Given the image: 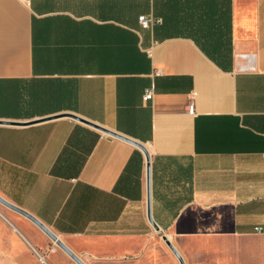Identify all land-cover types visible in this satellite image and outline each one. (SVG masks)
Here are the masks:
<instances>
[{
    "label": "crops",
    "instance_id": "obj_1",
    "mask_svg": "<svg viewBox=\"0 0 264 264\" xmlns=\"http://www.w3.org/2000/svg\"><path fill=\"white\" fill-rule=\"evenodd\" d=\"M62 113L150 160L39 120ZM0 120H38L0 123V195L88 264H180L164 234L187 264H264V0H0ZM6 207L10 255L47 246Z\"/></svg>",
    "mask_w": 264,
    "mask_h": 264
},
{
    "label": "rangeland",
    "instance_id": "obj_2",
    "mask_svg": "<svg viewBox=\"0 0 264 264\" xmlns=\"http://www.w3.org/2000/svg\"><path fill=\"white\" fill-rule=\"evenodd\" d=\"M4 209H7V207L0 202V211ZM158 239L163 244V238L159 236ZM53 246L57 248L55 250L59 251L53 252ZM23 249L24 247L21 241L10 233L8 226L4 223V219L0 215V264H53L51 262V257H53L58 264H78L51 239H48L47 246L41 250L37 249L34 254L28 255L25 258L10 255L11 253L19 252ZM199 259L200 264H207L206 255L203 254ZM151 263L163 264V249L153 254Z\"/></svg>",
    "mask_w": 264,
    "mask_h": 264
},
{
    "label": "water",
    "instance_id": "obj_3",
    "mask_svg": "<svg viewBox=\"0 0 264 264\" xmlns=\"http://www.w3.org/2000/svg\"><path fill=\"white\" fill-rule=\"evenodd\" d=\"M59 116H69L78 120H81L85 123L91 124L95 127H98L100 129H102L103 131L112 134L114 136H118L121 137L127 141H130L136 145H138L139 147H141L147 156V159L150 160V154L149 151L147 149V147L137 141L134 140L128 136H125L123 134H120L114 130H111L109 128H106L100 124H97L91 120H88L82 116H79L78 114L75 113H62V114H54L51 116H47L46 118H42L39 120H44V119H49V118H54V117H59ZM38 120H32V121H28V122H19V121H9V120H0V123H11V124H25V123H31V122H35ZM147 182H148V217L149 220L151 221V223L153 224V226L156 229H160L159 225L155 222V220L152 217L151 214V168H150V164H148V168H147ZM0 202L3 203L4 205L17 210L23 214H25L27 217H29L31 220H33L40 228H42L48 235L49 237L61 248L63 249L75 262H77L78 264H88L80 255H78L75 251H73L61 238H59L57 236V234H55L49 227H47L45 224H43L38 218H36L33 214H31L30 212L20 208L19 206L13 204L12 202L8 201L6 198H4L2 195H0ZM1 213V212H0ZM165 240V242L168 244V246L170 247V249L173 251V253L177 256L180 264H187L183 255L180 253V251L176 248V246L173 244V242L168 238L167 235H163L162 236ZM39 254V253H38ZM40 255V254H39ZM42 257V256H41Z\"/></svg>",
    "mask_w": 264,
    "mask_h": 264
},
{
    "label": "built area",
    "instance_id": "obj_4",
    "mask_svg": "<svg viewBox=\"0 0 264 264\" xmlns=\"http://www.w3.org/2000/svg\"><path fill=\"white\" fill-rule=\"evenodd\" d=\"M139 21L143 27H149L153 23L161 22V18L155 17V16H149L146 14H141L139 16ZM153 94H154V88H153V86H151V87L146 89L143 97L145 100H149L153 97ZM188 109H189V112L193 113L194 112V105L192 103L189 104Z\"/></svg>",
    "mask_w": 264,
    "mask_h": 264
}]
</instances>
